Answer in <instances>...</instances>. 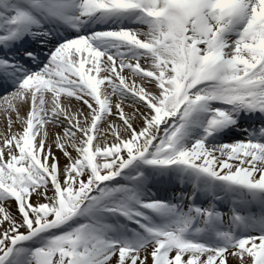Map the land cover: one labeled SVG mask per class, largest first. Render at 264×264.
<instances>
[{
  "label": "snow or ice",
  "instance_id": "6c2138e0",
  "mask_svg": "<svg viewBox=\"0 0 264 264\" xmlns=\"http://www.w3.org/2000/svg\"><path fill=\"white\" fill-rule=\"evenodd\" d=\"M0 264H264V0H0Z\"/></svg>",
  "mask_w": 264,
  "mask_h": 264
}]
</instances>
